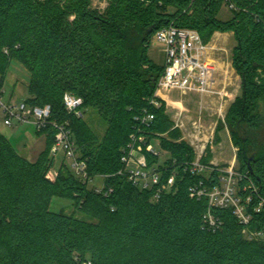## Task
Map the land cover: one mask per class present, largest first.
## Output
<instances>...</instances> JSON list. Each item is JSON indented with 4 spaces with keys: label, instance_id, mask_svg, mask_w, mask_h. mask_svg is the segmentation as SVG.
<instances>
[{
    "label": "trees",
    "instance_id": "1",
    "mask_svg": "<svg viewBox=\"0 0 264 264\" xmlns=\"http://www.w3.org/2000/svg\"><path fill=\"white\" fill-rule=\"evenodd\" d=\"M222 3L233 6L226 20L218 17ZM169 25L196 30L204 44L215 32L235 39L232 67L241 95L224 121L244 176L239 195L243 203L250 198L247 223L231 208L190 195L200 181L217 184L220 167L209 164L206 146L200 161L213 168L209 174L184 170L195 159L192 146L181 139L162 99L158 108L150 105L162 65L148 49ZM10 59L28 71L25 103L49 105L50 120L69 122L88 177H103V183L99 192L89 189L63 162L52 171V125L36 130L45 147L35 160L0 133V264H264V203L254 210L264 198V137L256 111L264 99V0H107L103 12L90 0H0L1 71ZM66 92L107 122L101 139L83 115L65 110ZM143 109L154 115L149 127L136 119ZM132 134L158 140L167 154L158 164L137 145L146 166L158 167L161 182L174 174L172 188L156 200L155 186L141 190L119 173ZM53 197L69 199L86 218L49 210ZM244 231L263 238H247Z\"/></svg>",
    "mask_w": 264,
    "mask_h": 264
},
{
    "label": "built area",
    "instance_id": "2",
    "mask_svg": "<svg viewBox=\"0 0 264 264\" xmlns=\"http://www.w3.org/2000/svg\"><path fill=\"white\" fill-rule=\"evenodd\" d=\"M232 8V5L228 6ZM151 42L159 46L163 54L162 72L155 85L153 98L150 105L155 108L160 106L161 91L169 92L174 89L180 91H190L200 96H218L223 99L226 96L225 87L219 88L217 82V68L207 58L208 45L204 44L196 30L180 28L169 25L158 30L152 37ZM6 53V50H4ZM2 90L0 87V112L3 115V124L11 126L14 124H30L38 129L46 125H52L56 129L55 141L52 148L53 156L61 153L66 166L81 181H91L88 177L87 162L81 158L74 139V134L69 122H57L50 120L51 108L49 105L43 107L30 106L21 101L19 103H4L1 100ZM82 99L72 93L66 92L63 95V105L68 113L78 117L82 116ZM139 123L149 127L154 119L153 113L143 109L136 118ZM197 122H193L196 126ZM175 126H179L177 123ZM199 137V136H198ZM199 139V138H198ZM137 145L144 147L145 151L155 156L160 164L162 150L156 147L152 141L147 139L144 134H132L127 147L123 150L121 163L123 168L120 174L128 176V180L133 185L142 189H151L155 186L153 199H158L164 191L170 190L174 182V174L169 176L166 181L161 182V172L157 166L147 167L144 154L137 148ZM203 153H199L195 159L185 166L184 170H189L191 174H208L213 168L203 164L200 159ZM219 171L217 184L205 186L202 181L190 187L192 197H207L210 206L219 208H231L233 213L242 223H247L249 215L246 212V205L250 198L245 199V203L239 195V182L243 175L235 167L234 162L226 168H216ZM238 187V190L236 189ZM247 187L255 190L253 185ZM247 187H243L245 190ZM101 191V189H96ZM111 191V189H109ZM107 194V192L105 193ZM264 198L254 209L259 211ZM210 226L215 227L216 223L211 215L207 217ZM247 238H263L260 232H245ZM82 264H91L84 261Z\"/></svg>",
    "mask_w": 264,
    "mask_h": 264
},
{
    "label": "rangeland",
    "instance_id": "3",
    "mask_svg": "<svg viewBox=\"0 0 264 264\" xmlns=\"http://www.w3.org/2000/svg\"><path fill=\"white\" fill-rule=\"evenodd\" d=\"M90 1H91V7L97 9L100 12H103L105 7L107 6V0H90ZM218 17L222 20H226L231 17V11L226 3H222L218 13ZM228 34L229 35H227L225 38H222L220 40V45L222 49L216 50L215 53L217 54L216 56L218 58L221 59L222 57L224 61L232 62V50L236 45V42L233 35L230 32ZM148 56L151 59H153L155 63H157L158 65H162L163 63L162 51L154 42H151V45L148 49ZM233 76L234 77L236 76L237 81H239L238 79H240V77L236 74V72L233 74ZM28 78H29L28 71L23 66V64L18 62L17 60L10 59L7 68H4L2 71L0 70V83H1V79L3 83L1 86V90H2L1 100L4 103H19L21 101H24L26 98H28L29 96L27 92ZM225 92H226L225 93L226 96L223 99H219L217 95L200 96L199 94H196L194 92L180 91L178 89H174L169 92H165V91L160 92L163 98L168 99L167 115L169 118H171L174 115L175 111L178 109L179 102L180 101L183 102V100L188 99L187 102L185 103V108L187 109L188 114L192 117L190 120L197 118L199 116L198 115L199 109H202L201 121L203 123H205L206 121H208L207 124H210L211 122H216L214 128L210 129L208 128V126L206 128H203L199 122L196 123V126H193L192 124H190L191 121L187 120L186 118L184 119L182 117L184 126L179 128V130L181 132V139L189 143L191 141L189 137H191L195 144L193 142L192 143L195 146L197 144L205 143V140H208L209 146L214 148V157L218 159V163H219L218 167L220 168H226L230 165V163L234 162L232 161V162L223 163L222 161L233 160L234 154L237 150L236 148L233 149L229 144L230 135L227 134L229 132L226 129L225 121H224L225 114L227 111L226 110V106L228 103L227 101L231 99V97H233L232 88L230 87L229 91H228V87L225 88ZM240 95H241V90H239L237 93V96ZM213 108H215V111ZM81 111L83 115L82 117L86 122V124L96 134L98 140L101 139L106 130L107 122L98 114L96 109L92 107L81 109ZM256 111L260 116L258 127L260 128V136L263 138L264 136L262 135L264 134V99L259 100L257 102ZM14 124L17 125L15 122ZM26 129L29 130L32 133V135H34L30 126L22 125L19 126L17 130H13L11 126L4 125L3 115L0 112V133L1 134L5 133L7 135L12 134V139H10L9 142L12 144V146L16 149L17 152L20 151V149H18L17 147V142L20 141L23 142L24 132ZM203 135L207 136L205 140L201 139L202 137H204ZM152 142L156 147H159L158 140L155 139ZM193 145L191 146L194 150L196 157L199 153L196 152V147ZM202 155H204V151ZM166 157H167L166 152L162 150L160 162H162ZM61 162L64 163L61 153L60 152L56 153V155L54 156V166L52 167V171L54 173L57 172V169L59 167V164H61ZM234 165L236 168H238V162L236 160L234 162ZM83 183H87V187L89 189L91 188L102 189L103 177H94L91 178L90 182L85 181ZM236 189L238 190L237 186ZM49 210L54 212L63 211L67 214H73L78 218H82V219L86 218V216H84L81 212L75 210V208L72 206L71 201L66 198L53 197L49 203Z\"/></svg>",
    "mask_w": 264,
    "mask_h": 264
},
{
    "label": "crops",
    "instance_id": "4",
    "mask_svg": "<svg viewBox=\"0 0 264 264\" xmlns=\"http://www.w3.org/2000/svg\"><path fill=\"white\" fill-rule=\"evenodd\" d=\"M229 32L226 33H221V32H215L211 39L209 40V42L207 43L208 45V51H207V58L208 60H210L217 68V73H216V77H217V82L219 83V88H221L222 86L227 88L228 87V91L230 89V87L232 88V94L233 97H231V99H229L227 102V106H226V110L229 107L230 103L233 101V99L237 96L238 91L240 90V79H238L239 81H237L236 76L234 77L233 74L235 73L234 68L232 67V62H226L220 58H218L215 53L216 50H220L222 49L221 45H220V40L222 38H225ZM231 33V32H230ZM232 34V33H231ZM233 35V34H232ZM158 46V45H157ZM159 47V46H158ZM160 49V48H159ZM150 58V57H149ZM151 59V58H150ZM154 63L155 61L153 59H151ZM157 64V63H155ZM158 65V64H157ZM238 77V76H237ZM230 93V92H229ZM162 96V95H161ZM229 96V95H228ZM202 98V97H201ZM161 99L165 102L166 105V114H168L167 111V101L168 99L163 98V96L161 97ZM188 100V99H187ZM187 100H183L179 102V107L178 109L175 111L174 115L170 118L171 121L174 122V124H178L179 126H177L178 128H181L184 126V122L182 120V117L189 121H191L190 124H193V122H199L200 125L203 128H206L208 126V128H214V125L216 122H211L210 124H207L208 121H206L205 123H203L201 121V115H202V109H199L198 112V117L190 120L192 117L188 114L187 109L185 108V103L187 102ZM171 102V101H169ZM176 107V106H175ZM215 111V108H213ZM30 126V128L32 129V132L34 133V135H32V133L29 130H25L24 132V140L23 142H17V147L18 149H20V151L18 152L21 156L25 157L28 160H35L36 157L39 155V153L44 149L45 147V137L44 135H38L36 133V128L33 127L30 124H13L11 125V128H13V130H17L19 128V126ZM227 129V128H226ZM8 140L12 139V134H5L3 133ZM229 135V133H227ZM191 136V135H189ZM204 137H202V140H205V138L207 137L206 135H203ZM189 139L191 140L189 143L191 145H193V140L191 137H189ZM230 139V136H229ZM22 142V143H21ZM193 142V143H192ZM195 144V143H194ZM230 146L235 149V147L232 145L231 140H230ZM195 146V145H193ZM206 146H209L208 140H205V143L202 144H197L196 147V152L198 153H203L204 149ZM210 147V146H209ZM211 149V160L209 162L210 165L213 166H218V159H216L214 157V148L210 147ZM198 150V151H197ZM236 160V152L234 154L233 160L231 161H222L224 162H235ZM60 165V164H59Z\"/></svg>",
    "mask_w": 264,
    "mask_h": 264
},
{
    "label": "water",
    "instance_id": "5",
    "mask_svg": "<svg viewBox=\"0 0 264 264\" xmlns=\"http://www.w3.org/2000/svg\"><path fill=\"white\" fill-rule=\"evenodd\" d=\"M250 159H252V157Z\"/></svg>",
    "mask_w": 264,
    "mask_h": 264
}]
</instances>
